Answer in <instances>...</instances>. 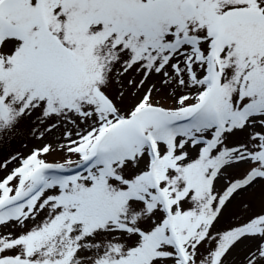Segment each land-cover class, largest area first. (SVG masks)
Returning a JSON list of instances; mask_svg holds the SVG:
<instances>
[{
    "label": "snow or ice",
    "instance_id": "snow-or-ice-1",
    "mask_svg": "<svg viewBox=\"0 0 264 264\" xmlns=\"http://www.w3.org/2000/svg\"><path fill=\"white\" fill-rule=\"evenodd\" d=\"M25 123L0 264H264V0H0Z\"/></svg>",
    "mask_w": 264,
    "mask_h": 264
},
{
    "label": "rangeland",
    "instance_id": "rangeland-1",
    "mask_svg": "<svg viewBox=\"0 0 264 264\" xmlns=\"http://www.w3.org/2000/svg\"><path fill=\"white\" fill-rule=\"evenodd\" d=\"M31 128V123H25L20 134L15 137L9 138L7 141H0V158L16 152L27 153L33 148V146L39 145L41 141L35 139L30 134ZM48 139H51V136H49ZM62 158L63 155L60 153H54L53 155L48 157L50 161H60L62 160Z\"/></svg>",
    "mask_w": 264,
    "mask_h": 264
}]
</instances>
